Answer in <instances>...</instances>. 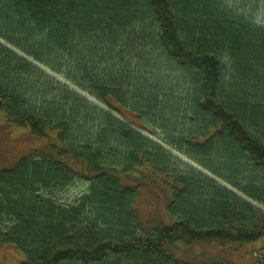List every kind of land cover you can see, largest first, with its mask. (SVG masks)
I'll list each match as a JSON object with an SVG mask.
<instances>
[{"label":"trees","instance_id":"16d2710c","mask_svg":"<svg viewBox=\"0 0 264 264\" xmlns=\"http://www.w3.org/2000/svg\"><path fill=\"white\" fill-rule=\"evenodd\" d=\"M0 41V118L48 149L0 171V249L17 264H232L176 249L264 238V29L208 0H0ZM154 122L207 173L173 175L141 134L158 138ZM75 178L85 196L64 204ZM149 190L162 216L147 225L136 203Z\"/></svg>","mask_w":264,"mask_h":264},{"label":"rangeland","instance_id":"374dc122","mask_svg":"<svg viewBox=\"0 0 264 264\" xmlns=\"http://www.w3.org/2000/svg\"><path fill=\"white\" fill-rule=\"evenodd\" d=\"M208 1H211L214 5H216L221 11V14L224 15L227 20H236L243 23H248L257 28L264 29V0ZM0 44L5 46L4 42L2 41H0ZM8 48L11 51L17 53V55L23 57L19 52L13 50L11 47L8 46ZM27 60L33 65H36L38 69L44 71V73L49 75L54 83L59 84L65 90L70 92V94L73 93L81 97L86 101L85 103L91 105V107L104 111L107 114L115 117V119H119V117L112 113L104 104L98 102L86 92H83L73 82L60 75L50 72L48 69L39 66L30 59ZM78 111L80 113L85 112V110L82 108L78 109ZM79 124L82 125L83 123ZM150 128L155 131V134L158 138H153L144 132H141V134L144 137H147L163 146V148L166 150V153L169 154L170 160L175 164V166L173 165L171 167L173 175L182 176L185 174V172H187L186 169L189 167H192L202 174L207 173L194 165L193 162L188 160L182 152L164 146L163 143H161V138H165L166 136L170 135L171 131L174 132L175 130L170 128V130L166 131L163 126L158 125L156 122H154V124H150ZM179 130L181 131V129ZM46 146L47 144L45 140L32 135L29 128L9 125L0 118V171L12 169L20 159L31 154L46 153L48 150ZM225 187L229 190H232L230 187ZM86 189L87 184L75 178L73 182H71L69 186H67L64 191L58 195V198L64 204H74L76 201L85 196ZM155 197L156 196L153 195V192L149 190L141 192L137 199L136 206L139 208L138 212L141 216V219L143 220V223L147 225L150 224V221L153 218L154 221H157V213L162 216V213L158 209V203L156 202L157 199ZM241 197L242 199H245V197ZM254 206L258 207L259 209H263L262 206H258L257 204H254ZM219 247L221 246L219 245ZM223 248L219 249L218 245L192 246L191 248L181 246L176 249V256L191 263H197L200 261L201 263H209L214 259L228 261L232 264H257L260 253L264 248V238L254 243L239 245L238 247L228 245L224 246ZM20 260H22V255L20 257L18 251L13 246L0 249V264H17Z\"/></svg>","mask_w":264,"mask_h":264}]
</instances>
